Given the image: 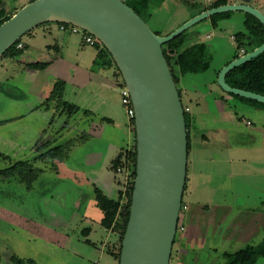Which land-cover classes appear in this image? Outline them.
<instances>
[{
    "label": "rangeland",
    "instance_id": "obj_1",
    "mask_svg": "<svg viewBox=\"0 0 264 264\" xmlns=\"http://www.w3.org/2000/svg\"><path fill=\"white\" fill-rule=\"evenodd\" d=\"M19 1L5 0L7 12L12 13L15 6H19ZM121 1L127 3V0ZM215 1L152 2L142 19L154 33L166 35L209 9ZM227 2L250 3L257 9H264V0ZM243 13L231 11L228 18H219L215 26L211 24L210 17L205 18L187 29L189 43L204 41L209 45L212 58L207 71L182 75L177 71L172 54L168 53L169 67L178 78L176 86L181 92V102L184 107L189 108L190 146L196 148L195 152L190 151L188 155V172L192 173L194 191L192 195L187 191L183 192L182 203L185 209H181L179 222H182L185 229L190 224L187 216L197 214V219L202 221L205 230L213 237L222 239L216 247L217 250L209 249L208 245L188 250L189 257L184 259L186 264H224L222 251L234 252L247 245H254V238L245 237L246 226L249 227L248 222L256 211L264 210V105H247L224 92L217 84L218 72L236 53L237 42L234 35L244 28ZM26 37L24 35L22 39ZM72 37L76 43L81 40L80 34ZM70 71L66 80H61L64 84L67 83V87L64 85L60 97L49 102L44 96L49 98L55 90L48 89L49 80L41 87L23 88L25 93L20 98L21 106H14L6 99L4 95L7 87L5 92H0V120L12 118L10 124L0 125V136L16 142L12 153L18 155L1 153L0 170L19 160L33 159L50 147L60 146V155L55 158L36 164L33 161L35 171L32 180L21 181L16 175L0 176V264H14L10 259L12 256L32 260L36 264H93L97 261V251L90 245L81 239L80 242L73 241V237L69 241V221L79 219L86 203L92 202L94 197L90 181L87 183L85 178L73 171V165H76L77 159L85 150L88 151L87 147L92 140L76 139L74 144H69L70 135L77 133L69 134L72 131L69 118L74 113L62 108L61 101L72 103ZM102 89L98 91V98H102V102L108 100L111 110L120 112L124 120H129L126 108L121 102L120 85H113L111 89L103 85ZM45 90L50 92L45 93ZM13 93L16 95L15 91ZM224 96H230L232 100L227 101ZM35 107L38 114L46 113L48 119L53 120L45 132L31 126L28 114L17 116L21 111L28 112ZM91 107L98 108L100 115L106 114L107 110L99 105L93 104ZM77 119H70V123L76 125ZM95 127L96 125H91V128ZM125 135L126 147L133 149L135 131L130 123ZM39 138L43 139V143L37 145ZM47 140L50 142L45 145ZM121 151L122 149L119 153ZM116 155L117 152L109 156L111 158L108 164ZM111 171L115 176V185L124 191L130 170L119 168ZM116 196V191L110 195L112 198ZM95 225L98 229L91 234V238L95 242L102 241L105 238L102 228L96 223ZM183 231H176L169 264H174L178 255L177 239ZM205 234L208 232H203L202 240ZM113 236L110 247L117 252L119 235L113 233ZM231 237L236 238L234 242L226 240ZM97 245L101 248L100 243ZM72 252L79 253L82 258L74 256ZM100 256L99 264L113 261L107 253ZM255 264H264V256L258 257Z\"/></svg>",
    "mask_w": 264,
    "mask_h": 264
},
{
    "label": "water",
    "instance_id": "obj_2",
    "mask_svg": "<svg viewBox=\"0 0 264 264\" xmlns=\"http://www.w3.org/2000/svg\"><path fill=\"white\" fill-rule=\"evenodd\" d=\"M242 11L264 27V14L245 3L195 15L166 35L154 33L121 0H32L0 24V56L43 22L77 26L106 48L126 86L134 112L136 165L128 221L118 264H169L186 182L188 139L184 107L162 45L215 14ZM264 52L263 42L225 64L217 84L226 93L264 104V96L229 86L225 75Z\"/></svg>",
    "mask_w": 264,
    "mask_h": 264
},
{
    "label": "crops",
    "instance_id": "obj_3",
    "mask_svg": "<svg viewBox=\"0 0 264 264\" xmlns=\"http://www.w3.org/2000/svg\"><path fill=\"white\" fill-rule=\"evenodd\" d=\"M20 1L18 4L19 6H15V10L32 0ZM15 10L12 13H14ZM59 24V22L49 21L43 22L32 28L28 34H25V36H27L26 39L21 38V46H24L23 52L14 58H3L0 60V92L3 93L7 87L6 95H4L6 99L13 103L14 106H21L20 98L23 97L25 93L23 88L27 89L29 86L41 87L48 80L50 82L48 89L53 88L58 80H62L63 78L66 80L69 75V70H71L70 76L72 77V81L70 82V88L73 93L72 96L70 95L71 102L79 108V111L69 118V127L72 130L69 134L77 132L73 133L72 136L70 135L69 144H74L73 141L76 139L80 141H85L86 139L92 140L89 146H86L88 151L85 150L77 159L76 165H73V171H76L74 174L85 178L87 183L90 181L93 196L95 189H98L103 194L110 197L113 191H116L117 194L119 189L118 186L115 185V176L110 168L111 163L108 164L111 158H109V156H111V154L113 156L115 152H117L118 155L120 149L127 145L125 134L129 126L128 118L124 120L120 112L109 108L110 104L107 103L108 100L107 102H102V98H98V91L103 90V85L107 86L109 89H111L113 85H117L114 77V69L112 66L98 65L97 53L98 50L101 49V46H89L83 42L82 37L79 43H76L72 37L74 33H71L69 29L60 30ZM69 33L71 34L69 35ZM69 54L71 56L70 59ZM34 63L45 64V67L30 66ZM66 87L67 83H65V88ZM12 90L16 92V95ZM46 90L45 93L50 92ZM41 93L44 94V91H41ZM20 94L22 95L20 96ZM44 97H46L45 99L47 100L48 97L46 95ZM224 97L227 101L232 100L230 96ZM244 103L247 105L249 104L247 102ZM93 104L95 106L99 105V107L107 110L106 114L100 115L97 112L98 108L91 107ZM106 107L109 109H106ZM48 109L49 108H47V110ZM37 111L35 107L29 109L28 112L21 111V114L17 116L23 117L28 114L31 126L38 129L41 128L45 132L46 129L50 127L53 120L51 121V118L48 119L46 113L38 114ZM75 117L78 119L75 123L76 125H73V123H70V119L72 120ZM11 120V117L9 119L8 117L4 118L0 120V125L10 124ZM93 124L96 125L95 128H91ZM45 125L47 126L43 127ZM42 140V138H39L36 144L43 143ZM45 142H50V140ZM15 143L16 142L13 140L0 136V152L10 156H18L12 153V148ZM195 150L196 148L190 146L189 152H195ZM45 160L46 159H39V161L35 160L34 164L37 162L41 163ZM188 173L187 162L186 188L184 193L187 191L189 195H192L194 191L192 173H189L190 176ZM104 192H108V194ZM197 217L196 214L194 216L188 215L186 218L190 224L189 227H185L184 233L177 239L179 250L174 264H186L184 259L189 257L188 250H195L197 247H202L203 245H208L209 249L217 250V245L222 241V239L217 236L213 237L208 230H205L202 221L198 220ZM101 218L102 212L97 208L93 197L92 202L89 201L86 203L81 217L77 220L71 219V221H69V241L72 237L73 241L78 240L80 242L82 240L97 251V261L93 262V264H99L101 260L100 255L102 254L107 253L110 256L108 250L111 249L110 245L113 243L114 239L113 233L101 226ZM95 223L98 226L100 225L105 235L102 241L95 242L91 238V234L98 229L95 228ZM248 225L249 227L246 226L245 237L249 236L250 238H254L255 245L264 238V210L256 211L255 215L250 218ZM204 231L208 232V234H205L202 240L201 236H203L202 234ZM232 234H234L233 231ZM228 239L234 242L236 238L231 237L226 240ZM98 243H100L101 248L98 247ZM211 246L213 248H211ZM223 252L226 251H222L221 253ZM72 253L74 256L82 258L79 253ZM109 264H115L114 259Z\"/></svg>",
    "mask_w": 264,
    "mask_h": 264
},
{
    "label": "trees",
    "instance_id": "obj_4",
    "mask_svg": "<svg viewBox=\"0 0 264 264\" xmlns=\"http://www.w3.org/2000/svg\"><path fill=\"white\" fill-rule=\"evenodd\" d=\"M4 1L5 0H0V24L16 12L15 11L14 13H7ZM162 1L163 0H127V3L125 4L131 7L142 18L144 13L148 9H150L152 2L161 3ZM227 3V0H216L210 8L224 5ZM229 16V12L215 14L210 17L211 24L215 26L217 25V21L219 18L223 19L228 18ZM243 27L244 28L242 31H239L234 35L235 41L237 42V50L231 60L239 56V49L243 48L244 51L247 52L249 50H252L253 48L258 47L264 40V27L261 22L251 14L247 13V19L243 20ZM186 32L187 30L182 32L179 36L175 37L171 41L162 45L163 53L167 60V63L168 53H171L173 62L177 68V71L180 74L184 75L186 73H200L207 71L212 58L209 45L204 41L189 43L190 39L188 38L189 36L188 34H186ZM156 34L159 35V33ZM246 34H248L251 39V43H249L250 46L249 44L245 45L246 42L244 41V36ZM18 43H21V38L14 42L10 47H8L4 51V53L0 56V60L3 58H14L20 55L23 52L24 46L17 48ZM247 45L249 47H247ZM231 60H229L228 62H230ZM228 62H226L225 64H227ZM97 63L100 66H112L114 69V77L116 79L117 84H119L120 86L124 85L123 78L118 68L116 67V64L114 63L111 55L103 45H101V49L98 50ZM30 66L43 68L45 67V64L34 63ZM172 76L174 82L177 84L178 78L173 73ZM225 81L229 86L233 88L254 92L264 96V52L258 54L253 59L227 72V74L225 75ZM64 85L65 84L63 83V81L58 80L53 86V88L55 89L54 93L50 95L47 101L49 102L55 98H59L61 95V89ZM178 92L181 97V92L179 89ZM231 96L249 104L264 105L263 103L248 98L240 97L237 95ZM61 103V107L65 110H69L70 113H76L79 111V108L72 103L70 104L64 101H61ZM184 117L188 139L187 149L189 154L191 118L189 113L186 111L184 112ZM129 123L130 126L134 128V117L129 118ZM48 143L49 142H45V145H48ZM121 149L122 151L116 156L114 160H112L111 169L113 171H117V169L119 168H127L128 170H130L128 182L125 185L124 191L118 190L116 198H110L98 189H95L94 191L95 204L97 208L102 212V218L100 220L101 226L111 231L112 233H117L119 235V247L117 249V252L112 249L108 250L110 256L117 261V264L120 256L121 241L129 216L131 193L133 189L136 165V145L133 146V149H128L126 146L122 147ZM59 152L60 146L50 147L47 151L38 154L33 159L19 160L17 162H14L7 168L0 170V176L12 177L16 175L19 180L28 182L34 178L35 168L33 167V161L37 159H53L57 155H60ZM185 188L186 182L184 186V191ZM181 206H183V203ZM222 256L225 259L224 264H255L258 257L264 256V238L255 245H247L234 252H223ZM10 259L12 262H14V264H36L32 260H24L17 256H12Z\"/></svg>",
    "mask_w": 264,
    "mask_h": 264
},
{
    "label": "built area",
    "instance_id": "obj_5",
    "mask_svg": "<svg viewBox=\"0 0 264 264\" xmlns=\"http://www.w3.org/2000/svg\"><path fill=\"white\" fill-rule=\"evenodd\" d=\"M59 29L60 30L69 29V31L71 33L80 34L83 42L89 46H92V47L101 46L100 45L101 43L97 40V38H95L93 35H91L90 33L86 32L85 30H83L77 26H74L71 24H66V23H60ZM20 47H21V43H18L17 48H20ZM243 54H244L243 49L242 48L239 49L238 55L241 56ZM120 87H121V89H120L121 102L126 108V113H127L128 117L129 118L133 117L134 112H133V107H132V103H131V99H130V94H129L125 85H122ZM185 111L188 112L189 108L185 107L184 112ZM181 208L185 209V206L180 207V209ZM179 218H180V213H179ZM177 226H178V231L184 230V225L182 224V222H179Z\"/></svg>",
    "mask_w": 264,
    "mask_h": 264
},
{
    "label": "flooded vegetation",
    "instance_id": "obj_6",
    "mask_svg": "<svg viewBox=\"0 0 264 264\" xmlns=\"http://www.w3.org/2000/svg\"><path fill=\"white\" fill-rule=\"evenodd\" d=\"M247 5H249V6H252L253 8H255L253 5H251L250 3H248ZM257 9V8H256ZM257 10H259V11H261L263 14H264V9H257ZM244 19H247V13L246 12H244L243 13V20ZM243 20H242V23H243ZM244 41L246 42V44H249V43H251V39H250V37H249V35L248 34H246L245 36H244ZM249 46H250V44H249ZM248 45H247V47H249ZM243 49V48H242ZM254 49V48H253ZM252 49V50H253ZM243 51H244V49H243ZM249 51H251V50H249ZM249 51H247V52H249ZM247 52H245L244 51V54L245 53H247Z\"/></svg>",
    "mask_w": 264,
    "mask_h": 264
}]
</instances>
